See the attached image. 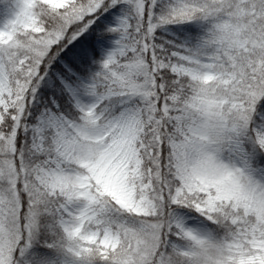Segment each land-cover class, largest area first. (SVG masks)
Masks as SVG:
<instances>
[{
	"label": "snow or ice",
	"instance_id": "1",
	"mask_svg": "<svg viewBox=\"0 0 264 264\" xmlns=\"http://www.w3.org/2000/svg\"><path fill=\"white\" fill-rule=\"evenodd\" d=\"M0 264H264V0H0Z\"/></svg>",
	"mask_w": 264,
	"mask_h": 264
}]
</instances>
